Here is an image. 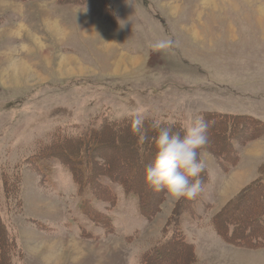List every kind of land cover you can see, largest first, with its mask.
<instances>
[{
	"label": "rangeland",
	"instance_id": "374dc122",
	"mask_svg": "<svg viewBox=\"0 0 264 264\" xmlns=\"http://www.w3.org/2000/svg\"><path fill=\"white\" fill-rule=\"evenodd\" d=\"M109 1L114 23L95 18L85 3L104 11L103 0H0V221L20 249L14 264H139L163 241L177 201L166 193L149 221L137 198L108 179L136 173L131 184L157 197L136 162L132 130L105 129L84 140L88 146L69 141L55 148L64 159L38 155L53 136L137 113L184 125L205 111L264 121V0ZM165 37L174 46L154 51L151 44ZM209 146L199 149L209 180L192 214L180 218L185 239L197 264H264V249L228 245L210 225L255 178L264 138L238 148V160L225 167ZM73 172L84 175L81 184ZM253 195L227 215L261 214V201L248 207ZM186 252L166 249L153 264Z\"/></svg>",
	"mask_w": 264,
	"mask_h": 264
},
{
	"label": "trees",
	"instance_id": "16d2710c",
	"mask_svg": "<svg viewBox=\"0 0 264 264\" xmlns=\"http://www.w3.org/2000/svg\"><path fill=\"white\" fill-rule=\"evenodd\" d=\"M85 3L88 4L89 13H92L95 18L108 23L115 22L112 6L109 0H103L104 11L98 9L97 11L99 12L95 11L96 9H91L89 2ZM200 115L205 118L208 124L207 143L210 142V153L215 160L224 167L226 164H232L238 160V148L264 138V121L251 115L222 113L217 111H205L200 113ZM134 118L135 116L133 115L124 116L119 119H108L103 117L101 124L98 125L97 129H91L89 131L83 130L78 133V136L67 138H60L57 135L53 136L49 144L43 147L38 155L50 153L51 156H60L64 159L65 156L60 152H56L55 148H64L65 144L69 141L79 144L80 147L85 146L87 142L84 140L94 141V135L101 133L105 129L115 130L116 127H119L122 130L127 129V131H130L132 130L131 122ZM153 125L172 127L174 131H180L185 126L182 122L177 120L169 122L144 117V129L146 130V135L157 134L158 130L154 128ZM100 135H97L96 138L100 137ZM103 135V138H106L108 132L106 131ZM145 141L146 139L141 142L137 136L136 155L138 159L136 158V162L143 168H146L155 156L154 144L152 141H149L148 143ZM75 143L72 144L75 145ZM97 146L101 152L103 147L101 145ZM198 152L199 159L202 160L201 151L198 150ZM84 158L87 159L88 163L92 162L89 161L88 157L85 156ZM64 163L69 165V163ZM86 166L90 167V165ZM91 171L92 169L90 167L89 172L85 175V178L88 180L92 175ZM135 174L136 173H132V177H134ZM83 176L84 175H81L78 178L74 173L75 180L78 184H81V178ZM112 176L113 177H107H109L108 179L111 182L119 185L125 195L137 198L138 209L141 216L146 220H153L160 211V205L165 201L164 195L166 192H157V197L155 194L152 195V193L143 196L142 190L131 184L132 177H128L127 175L122 179L116 175ZM208 176L209 174L205 167V170L200 176L203 181V186L208 182ZM98 179L99 178H97V184H99ZM5 192L7 193V191ZM250 192H253L254 195L248 203L249 209L252 210L254 199L259 200L261 203L257 207L260 209L259 212L261 211V214L257 215L258 211L254 208L251 215H227L228 213L237 210L239 204L244 202V199L248 197ZM201 194H199L194 200H188L186 198L177 199L171 214L167 217L160 231V234L163 235V241L156 242L149 250L141 253L138 259L139 264L157 263L156 261L161 260L160 258H157V256L166 251V249H171L172 247L177 251L188 252H186L180 261H176L175 263L168 261L166 264H197L194 247L186 241L179 222L183 213H188L189 215L192 214L193 206L199 201ZM253 220L258 226H252ZM210 225L211 228H213V231L228 245L249 250L264 249V162L257 167L255 178L243 186L238 193L234 194L211 216ZM0 228V264H14L15 259L22 258L20 249L15 244L13 236L9 233L6 225L1 223V221ZM6 239L9 243H7Z\"/></svg>",
	"mask_w": 264,
	"mask_h": 264
},
{
	"label": "clouds",
	"instance_id": "9594fccd",
	"mask_svg": "<svg viewBox=\"0 0 264 264\" xmlns=\"http://www.w3.org/2000/svg\"><path fill=\"white\" fill-rule=\"evenodd\" d=\"M173 46L174 41L168 37L151 44L154 51L169 50ZM153 127L158 130L157 135L151 137L155 156L145 168L146 183L156 192H166L176 199L194 200L203 191L200 176L205 164L199 159L198 150L207 143V121L202 115L193 114L180 131L159 125ZM131 128L141 142L147 138L142 114H136Z\"/></svg>",
	"mask_w": 264,
	"mask_h": 264
},
{
	"label": "crops",
	"instance_id": "0c3cea01",
	"mask_svg": "<svg viewBox=\"0 0 264 264\" xmlns=\"http://www.w3.org/2000/svg\"><path fill=\"white\" fill-rule=\"evenodd\" d=\"M250 144H251V143H250ZM245 185H246V184H245ZM245 185H244V186H245ZM221 207H222V206H221ZM217 236H218V235H217ZM186 241H187V240H186ZM190 244H191V243H190Z\"/></svg>",
	"mask_w": 264,
	"mask_h": 264
}]
</instances>
